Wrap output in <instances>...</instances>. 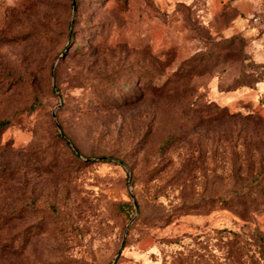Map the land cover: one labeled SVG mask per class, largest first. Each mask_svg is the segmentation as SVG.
I'll return each instance as SVG.
<instances>
[{
	"label": "rangeland",
	"instance_id": "374dc122",
	"mask_svg": "<svg viewBox=\"0 0 264 264\" xmlns=\"http://www.w3.org/2000/svg\"><path fill=\"white\" fill-rule=\"evenodd\" d=\"M262 167L264 0H0V264H264Z\"/></svg>",
	"mask_w": 264,
	"mask_h": 264
},
{
	"label": "trees",
	"instance_id": "16d2710c",
	"mask_svg": "<svg viewBox=\"0 0 264 264\" xmlns=\"http://www.w3.org/2000/svg\"><path fill=\"white\" fill-rule=\"evenodd\" d=\"M220 110V108L217 109L215 113L217 115L220 114ZM262 187H264V167L258 169L255 173H253L251 179L248 180L247 183H245L244 188L241 191L239 190V192L240 195H243L244 191L245 193L252 192L253 190L260 191Z\"/></svg>",
	"mask_w": 264,
	"mask_h": 264
}]
</instances>
